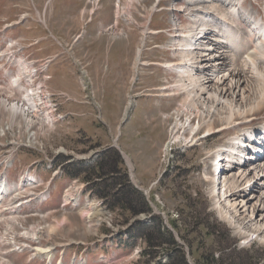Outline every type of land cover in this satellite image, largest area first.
Returning <instances> with one entry per match:
<instances>
[{"label":"rangeland","instance_id":"1","mask_svg":"<svg viewBox=\"0 0 264 264\" xmlns=\"http://www.w3.org/2000/svg\"><path fill=\"white\" fill-rule=\"evenodd\" d=\"M43 1L46 2L45 0H0V18L15 19L25 14L26 11H30L29 17H36L40 22L45 23V19L48 22L53 21V24L59 29L60 42L64 43L74 33L79 34V30L85 27V23L79 20V17H87L86 22L89 24L86 31L88 33L87 36L84 35L83 46L76 50L73 48L70 54L64 51L60 55L59 62L55 61L45 72L47 76L53 75L51 82L47 83L51 92L54 94L64 93L71 99L69 102H64L63 107V111L69 115L67 119L64 116L65 120H61L58 124L56 122L43 123L44 127L37 118L30 117L33 120L34 129L33 127L31 129V127L17 126L14 131L9 126L12 117L10 111L12 110L9 107H3L1 102H12V100L9 101L8 95L10 96V94L7 92H13L16 99L20 96H18L17 91L11 90L7 80L5 86L0 84L3 90L0 91V144L8 145L17 139L21 142L24 141V143L28 142L27 140L35 141V144L32 145L28 143L31 146L29 150L37 155L29 152L30 157L20 158L17 166H24L30 161L36 160H59L60 165L65 167L61 171L62 174H67V169L70 168L75 174H78L79 171L80 173L75 179L63 177L57 181L55 199L60 198L62 189L70 183V180H78L80 184H88L85 188L84 197L89 195L91 202L101 203L104 210L98 212L99 216L94 214L93 224L92 222L88 224L85 222L86 215L84 216L82 212H84L83 210L88 212L89 206L83 201L80 205L82 210L80 212L65 209L66 211H60L56 215L41 220L27 217L21 222L23 228L17 225L15 230L22 233L26 229H43L52 225L53 222H57L56 219H58L56 226H59L60 221V228L56 232L55 241L60 245L75 243L71 246L77 244L83 246V244H97L109 234L118 232H126L127 235L133 234L136 238L145 237L144 233L147 227L152 230L158 225L161 232L167 230L172 234L175 243L182 248L188 264H199L200 261H203V257L210 255L220 259L221 264H264V230L259 231L257 225L252 227L250 223V219H254L256 215L253 206L262 199L264 200V189L260 186V182L255 179L256 174L264 168L263 151L262 153L259 152L261 159L259 158L253 164H247L245 171H240L237 168L231 173H224L221 177V180H225V184H228L223 201L229 196L249 195L251 200L246 207V216L240 212L236 213L225 202L221 201V207L218 205L215 200H218V193L222 189L219 186L214 188V181H212V161L215 154L220 149L228 147L230 142H233L232 138L235 139L238 136L244 138L246 132L251 128L262 130L264 108L252 118L238 119L239 125L228 129L226 122L220 120L227 113L222 114L223 105L217 104L212 97L218 95L214 89L215 83L213 81L206 85V91L201 94L200 91L189 90L196 86V83H190L184 78L181 89L186 96L175 95L164 102H159L155 96H152L155 92L149 91L162 86L167 81L166 77L170 78L173 86L179 83L178 80L187 77L189 72L194 75V71L198 70L200 78L206 77L207 72L201 70L205 66L211 65L209 60L215 58L219 64H231V53L229 52L231 49L227 47L228 45L219 43L218 37L213 36L221 33V21H218L212 23L213 28H208L210 32H207L211 33L212 36L209 34L210 37L205 38L199 48L203 49L210 40L215 38L217 42L214 43L224 47L215 48V46L210 45L209 47L214 48L212 49L214 51L209 54L210 57L202 58L200 62L196 63L198 66L194 64L193 70L184 71L180 76L178 69L174 72L168 71L162 66L166 67V63H181L182 52L179 49L184 50L186 48L180 45L182 44L181 38L176 39L180 41L179 43L173 44L170 35L172 32L170 31V34L167 35L164 33L165 31L177 30L181 24L183 30L175 35H188L195 26L198 27L202 22L200 20L199 24L194 25L193 18L189 17V14L193 10L195 11V14L192 13L193 17L194 15L200 17L198 10L201 6L207 11L214 9L212 15L221 13L228 17L230 7L232 12L234 10L238 12V8L243 6V9H239L240 16L242 18L247 17L241 18V21L238 19L237 24L242 28L243 33L249 35L252 25L248 20V15L250 17L254 15L252 17L263 21L264 24V0H244V2L243 0H212L211 2H207L208 0H183L184 2L182 0H166L160 5L162 0H121L120 4L117 0H102L96 5H89V9L94 11L90 13L88 10V14L85 13L83 16L80 9L86 5L88 0H48L46 7L44 5L41 7ZM170 1H172L173 9L190 12L187 19L182 22L180 16L168 10L160 13L157 11V14L149 17L152 11L161 10V7L168 9ZM239 3L243 5H238ZM158 5L159 7H157ZM10 8L11 12L9 11ZM152 8L154 9L152 10ZM37 17L41 18L38 19ZM116 17L121 19L117 18L116 21ZM188 17L193 25L189 23ZM48 22H46L47 24L39 23L36 36L32 37L38 39L48 35L49 44H57L50 33L51 30L49 29L50 32L46 30L49 27ZM228 22L232 23V21ZM116 23H118L117 26ZM3 24L0 23V28ZM119 33H122V36H116ZM240 34L242 33L240 32ZM219 39L221 38L219 37ZM247 40L246 38V42ZM44 45L46 43H42L39 47ZM192 47L195 48V45ZM250 48H253L252 44L243 49L244 54ZM138 49L140 53L142 52L141 62L137 60ZM174 49L177 51H173ZM200 49L193 51L197 54V59L204 52ZM53 52L49 50L39 56H51ZM240 60L241 58H238L234 62L235 65L245 67L246 62L242 61L241 63ZM247 72L246 82L241 79L243 83H237V87L242 86L243 99L241 101L239 100L241 96L238 97L235 81L229 80L224 92L223 87H221L218 97L227 95V101H235L224 105L226 109L229 110L232 105L236 108L250 106L258 97L260 83L255 81L252 71ZM174 83L176 84L174 85ZM210 88H213L214 91L211 92ZM176 92L170 91L173 94ZM194 99L196 101L193 103ZM202 99L215 102L213 105L215 113L213 111V114H209V119L207 116L202 118L197 114L192 116L193 110L188 111L191 103L197 105L196 103ZM130 101L134 105L131 103L129 107ZM56 103L60 104L59 101ZM179 103L186 104L178 110V113L182 112L181 115L186 121L184 124L187 125L188 120L197 117L200 120L198 127L202 124L205 125V123L207 126L198 131L196 138L199 139L194 146L183 148L181 145H173L166 152L164 146L169 137L168 129L173 121V119L171 120L173 116L169 121L163 120L162 117L165 112L172 113V110L176 109ZM237 103H240L241 106H238ZM46 105L42 104L44 110L47 109ZM197 106L201 110V104ZM127 107L130 109L129 116L126 112ZM60 110L62 111L61 107ZM125 113L128 118L123 123ZM211 115H214L215 118ZM31 116L34 115L31 114ZM197 118L193 120L191 126L196 123ZM57 119L58 116L53 118L54 121ZM176 121L177 125L174 124L172 129L179 128L178 124L180 123L182 127L184 126L183 122H179V116L176 117ZM211 122L215 130L208 132L206 128H209ZM195 129L198 130V128ZM223 129L227 130L223 131ZM192 131L190 130L189 134H192ZM252 131L257 132L254 129ZM209 133L211 134L208 135ZM186 134V137H189V134ZM18 135L27 140L19 139ZM130 135H134L133 142H130ZM148 137L150 142L146 140ZM177 137L175 135L173 139ZM259 137L261 136L259 135L257 140ZM115 139H118L117 147L112 148L115 145ZM3 152L0 148V157ZM100 163L105 164L103 176L98 168ZM254 169L256 170L254 171ZM114 171L118 174H115ZM246 171L249 173L252 171V173L248 175ZM124 177L130 186L140 192L133 195L136 200L133 205L137 209L135 214L123 209L120 205L115 206L114 203L113 193L122 189L120 184L116 183ZM252 180H255V183ZM146 190L149 195L146 194ZM211 190L214 192L212 193ZM147 201L150 202V206ZM58 205L57 203L51 208L59 209L60 205ZM145 206H149L150 209L144 210ZM65 214L67 215L66 218ZM262 215L264 216V213ZM165 216L166 220L164 219ZM20 217H24V215ZM259 220L260 216L253 222ZM142 223L144 229L140 230L138 224ZM51 229L46 228L45 233H53ZM3 231L4 229L1 230V232ZM28 233L31 236L30 231ZM69 247L66 248V251ZM174 248L171 244L162 243L158 249H149L147 254L143 253L137 256V253H132L134 248L130 246L129 249L118 253L113 264H178L184 259V256L182 255V257V253L179 254L174 251ZM5 250L9 251L7 248ZM95 253L97 251L92 252L88 261L89 264H95V260L98 258ZM28 257L29 253L27 252L10 253L6 255V261L13 264H27ZM33 264L42 263L35 262Z\"/></svg>","mask_w":264,"mask_h":264},{"label":"bare ground","instance_id":"2","mask_svg":"<svg viewBox=\"0 0 264 264\" xmlns=\"http://www.w3.org/2000/svg\"><path fill=\"white\" fill-rule=\"evenodd\" d=\"M101 1L102 0H94L93 2H94V5H96L97 3L101 2ZM131 1H133V0H131ZM211 1L212 0H208L207 2H211ZM117 2H118V4H120L121 0H117ZM243 2H244V0H243ZM200 3H202V1ZM192 4H193V2H192ZM227 4H229V3H227ZM238 5H243V4L239 3ZM231 9L232 8L230 7V9L228 10V12L230 14L229 17L227 15L221 14L219 9L218 10H219L220 14L212 15L214 9L207 11L206 8H204L202 6L198 10L200 17H196V15H194V17H193L192 13L195 14L194 13L195 11L192 10L191 13L189 14V17L193 18L192 21H193L194 25L199 24L200 20H201L202 22L200 23V25L198 27L195 26L189 32L188 35H180V36L179 35H173V37H172V43L173 44L179 43L180 41H177L176 39L181 38L182 39V44H180L181 46H183V45L190 46V45H192L191 43L197 42V41L199 42V45H200L201 40L203 38H205L203 36H205L206 34L211 35V33H209L210 31L208 28L214 27V25L212 23L221 21V24H220V27H221L220 32L221 33L214 34L213 36L218 37L219 43H221V44L224 43L225 45H228L227 46L228 48L231 49V51H229L231 53V55H230L231 64H228V65L219 64L216 60L217 58L209 60L211 62V65H207V67L205 66L203 68V70H201V71L207 72L206 77L200 78L198 76V72H199L198 70L194 71V75H192V72H189V75L187 77H183L182 79L179 78L180 80H178V82H179L178 85L174 86V89H176L177 92L174 94L169 93V96H171V97L175 96V95H180V94L186 96L185 92L181 89L182 88L181 85L183 82L182 80L185 78L190 83H193V82L196 83V86L190 88L189 90H192L194 92L200 91L201 94H203L206 91V85H208L209 83H211L213 81L215 83L214 89L216 90V92L219 95V93L221 91V87H223V92L226 91V89H225L227 87L226 83L229 80H232L233 82L235 81V83H236L235 85L237 87V83L238 84L243 83V82H241L242 80H244V82H246L245 79H246V75L248 74L247 71H252L253 78L255 79L256 82L260 83V92H259V95L256 98L255 102L253 104H251L250 106H247L244 108H236L234 105H232L228 110L225 108L224 105L231 104L235 101H227L226 100V99H228L227 95L226 96L220 95L219 97H218V95L212 96L217 104L223 105L222 114H226V113L227 114L224 115L223 118H220V120L226 122V124L228 125V128L238 126L239 125V122H237L238 119L247 120L249 118H252L253 116H255V114L258 111H260L264 108V24H263V21L256 19V17H252L254 15H252L251 17H250V15H248V17H249L248 20L251 23L252 28H251V31L249 32V35H246L245 33L242 32V28L237 24V22L239 20L241 21V18L239 16V9H243V6L238 8V12L236 10H234V12H232ZM117 18H120V17H117ZM228 21H232V23H230ZM115 25L117 26L118 23H116ZM201 25H202V27H201ZM237 26L240 30L237 28ZM207 31H209V32H207ZM240 32L242 34H240ZM116 36H122V33L121 34L119 33ZM219 37L221 39H219ZM245 37L248 39L247 42H246ZM214 42H217L216 38L214 40H210L206 46H204V44H203V46H204L203 48H206V49H204V51L207 52V54L202 56V58H206V57L209 58L210 57L209 54L214 51V50H212L214 48L209 47L210 45L215 46V48H217L218 46H222V45H218V43H214ZM249 44H252L253 48L248 49V51H246V54H244L243 49L245 47H247ZM222 47H224V46H222ZM179 50L182 52L181 63H178V64L168 63V64H166V69L168 71L171 70V72L177 71V69H178V73L180 76L182 74V72H184V71L193 70L194 64L196 66H198L196 63H198L200 58L198 57V59H197V54H194V52H192L191 49L189 50V48H186L184 50H181V49H179ZM141 51H142V49H141ZM174 51H177V50L174 49ZM141 54H142V52L140 53L139 49H138V55H139L138 60H140ZM238 58H241V60H240L241 63H242V61L246 62L245 67L235 65L234 62L237 61ZM169 89L171 90V92L173 91L170 87H169ZM210 89H211V92L214 91L213 88H210ZM232 89H234V88H232ZM236 90L238 92V97L241 96L240 99L238 98L241 101L243 99V97H242V95H243L242 94V86L237 87ZM217 97H218L219 101H218V99H216ZM8 98H9V101L12 100V102L9 103L8 101H2L1 104L3 107H9V109L12 110V111H10L11 112L10 114L12 115V117L10 119L9 126L14 131H15L17 126L31 127V129L33 127V129H34L35 126H34L33 120L30 117L37 118L40 122H42V124L48 123L50 121L49 116H46V117L44 116L43 118H39V115L37 113H35V110H34L38 107L37 101L36 102L29 101L30 97L25 96V94H23L22 92H21L20 99H16L12 94H10V96L8 95ZM196 98H197V96H196ZM131 101L129 102V105L132 103ZM195 101H196V99L193 100V103ZM20 103H22V104H20ZM193 103L190 104L191 106L188 109L189 112H191L193 110L192 116L197 114V116H201L202 118L207 116V118L209 119V117H208L209 114H213V111L215 113V110L213 109V105L215 102H213V101L208 102V99H202V101L197 102L196 103L197 105L201 104V110L199 109V107L197 105H194ZM181 104L182 105H180L179 108L172 110V114H169V113H166V114H168V117H172V115H173V117L171 118V120L173 119V121L170 125V128L168 129V135H169L168 141L170 143L169 146L172 145V147H173V145H175V146L181 145L184 148V147H188V146H194L199 139V138H196V136L198 135V131H200L201 128H203L207 125L205 123V125L202 124L201 126L198 127L200 120H198L197 117H195V118H197V120H196V123L193 125L194 128H193V126H191V124H193L192 122L195 118L191 119L190 121L188 120L187 125L184 124L186 121H184V117L181 115L182 112L178 113V110L183 108V106H186V104L185 103H181ZM237 105L241 106L240 103L239 104L237 103ZM31 114L34 116H31ZM177 116H179V122H183L184 126L182 127L181 123H180V124H178L179 128H176V129L173 128L172 129V126L174 124L177 125L176 124V122H177L176 117ZM187 116H189V114H187ZM211 116L214 117V115H211ZM180 117H181V119H180ZM20 121H22V124H20ZM35 121H36V119H35ZM44 124H43V127L45 126ZM180 127H182V128L180 129ZM208 127L209 128H206L208 130V132L215 130V129H213V123L212 122L210 123V125ZM195 128H198V130H196ZM178 129H180V131H182V132L178 131ZM194 129H195V133H194ZM190 130L191 131L193 130L191 132L192 134H189ZM175 132H177V133H175ZM186 133L189 134V137H186V135H187ZM263 133H264V131H263ZM210 134L211 133H209L208 135H210ZM175 135H177L178 137L173 139V137ZM17 137L19 139H26L25 137H22L19 135ZM238 137L235 139H232L233 142L231 144H233V145L230 149L235 151L238 149L237 147L239 145H242V146H244L243 149H245L244 152L248 151L250 153L249 157H251V159H255V160L259 159V157H256L255 154L258 153V154H260L259 156H261L262 151H264V134H262V136L259 137L258 140H257L258 136L255 135V131H252V132L247 131V134L244 135V139H246V141H243V139H242L243 137H241V136H238ZM256 140H257V142H256ZM27 141L31 145L35 144V141H30V140H27ZM244 142H246V143H244ZM259 152H261V153H259ZM60 153H62V152H60ZM225 166H226V164H224V169H223L222 175L224 173H231V171L226 169ZM258 167H256V168L259 169ZM238 169L240 171L246 170V168H244L243 166H241L239 164H238ZM255 170L256 169H254V171ZM252 171H250V173H252ZM246 172L248 175L250 174L248 171H246ZM222 175H221V177H222ZM255 179L257 182H260V186H262L264 189V168L256 174ZM212 181H214V183H213L214 188H215V186H219V187H221L220 189H222V191L218 193V200H215V197L213 196L214 200L217 201V203L220 207H221V203L225 202L226 205H228L230 208H232V210L235 211L236 213L240 212V214H242V215H245L247 213L246 207L248 206V204H250V200H251L249 198V195L229 196L223 201V197L226 193V189L228 187V184H225V180L222 181L221 178L216 179L214 177V175H213ZM221 181H222V183H220ZM252 181H254V183H255V180H252ZM228 190H230V189H228ZM211 191H212V193L214 192L213 190H211ZM146 192H148V191L146 190ZM245 192H247V191H245ZM216 194H217V192H216ZM253 209H254V212L256 213V215L254 216V219L256 220L257 217L260 216V220L256 221L254 223L253 222L254 219H250V223L252 224L251 226L255 227L257 225L256 227L259 228V231H263L264 230V216L262 214L264 213V200L262 199L261 201H259L258 204L253 206ZM98 212H101L100 207L98 205H96L95 203L90 202V205L88 207V212L85 214V211H84V212H82V214L86 215V218L88 220L91 219V221H88L87 219H85V222L90 224L94 219V216H93L94 214H95V216H99ZM64 216L66 218L67 215L65 214ZM18 224H19V220L15 219L12 222L8 223L7 227H5V229H6L5 235H8V234L10 235V236H5L7 242L11 243V241L16 240L14 230H15V226ZM46 228H52L51 232H53V233H51V234L45 233ZM59 228H60V221H59V226L44 227L43 228L44 231H43V229H40V228H39L40 230L32 229L30 231L31 236H29L30 234L27 233L26 237L30 238V239H33V238L38 239V237L45 236L47 239L51 240V239L55 238L56 232L58 231ZM42 232H43V234H42ZM140 239H143V238H140ZM48 250L51 251L52 248H50ZM42 252L45 253L46 251L42 250ZM0 253H1V249H0ZM0 261L2 264H4V263L5 264H13L10 261H6L4 256H1Z\"/></svg>","mask_w":264,"mask_h":264},{"label":"trees","instance_id":"3","mask_svg":"<svg viewBox=\"0 0 264 264\" xmlns=\"http://www.w3.org/2000/svg\"><path fill=\"white\" fill-rule=\"evenodd\" d=\"M114 153L117 154V152H114ZM98 168L100 169V173L103 176L104 169H105V164L104 163L98 164ZM114 170H115V168H114ZM79 173H80V171H79ZM78 174L73 173V177L77 176ZM115 174H118V172H115ZM118 182L116 184H120L122 189H119L118 191L116 190L113 193L115 206L120 205L123 209L129 210L130 212L135 214L137 212V209L133 205V203H135V201H136L134 199L133 195L137 194V193L139 194L140 192L137 189H135L132 186H130V184L128 183V181H127V179L125 177L123 179H121V181L119 183ZM140 200L142 202L141 197H140ZM148 208L150 209L149 206L148 207L145 206L144 210H147ZM142 224H138V229H140V230L144 229V227H143L144 225H142ZM155 229H156V231H155ZM145 231L146 232L144 233V236L146 237V239H147V241L149 243V246L151 248L150 250L158 249L160 246H162V243H165V244L173 245L175 247L174 251H176L179 254L182 253L181 256L183 255L182 248H180L177 245V243H175V241L173 240V238L171 236L172 234H170L169 231L164 230V231L161 232V228L158 227V225L155 226L154 229H152V230H150V228L147 227ZM140 238L144 239V237H140ZM183 258L184 259L182 261H180V263H178V264H188L187 261L185 260V256ZM202 260L203 261H200L199 264H221L220 263L221 260L220 259H216L213 255L205 256V258L203 257Z\"/></svg>","mask_w":264,"mask_h":264},{"label":"crops","instance_id":"4","mask_svg":"<svg viewBox=\"0 0 264 264\" xmlns=\"http://www.w3.org/2000/svg\"><path fill=\"white\" fill-rule=\"evenodd\" d=\"M13 19V18H12ZM12 19H11V21H12ZM51 25H52V28L55 30H57V33H58V35H59V29H57V27L53 24V21H51ZM25 28H26V31H23V32H21V33H14L13 35L14 36H20V37H23V38H25L27 41H32L33 39H35V38H33L32 36H36L35 35V32H33L32 30H33V25L32 24H30L29 22H27L26 23V25H25ZM29 31H32V32H29ZM31 34V35H30ZM75 35V33L71 36V38L73 37ZM70 38V39H71ZM69 39V40H70ZM69 40H66L65 41V43H68L69 42ZM57 50L60 52V49H58L57 48ZM30 51H32L33 53L36 51V49H35V47H31V49H30ZM165 114H166V112H165ZM134 135H130V137H129V139H130V142H133V137ZM148 139H150L149 137L146 139L147 140V142H149V140Z\"/></svg>","mask_w":264,"mask_h":264}]
</instances>
